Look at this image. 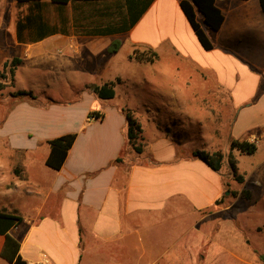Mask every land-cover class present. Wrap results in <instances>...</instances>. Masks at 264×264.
Masks as SVG:
<instances>
[{"label": "crops", "instance_id": "1", "mask_svg": "<svg viewBox=\"0 0 264 264\" xmlns=\"http://www.w3.org/2000/svg\"><path fill=\"white\" fill-rule=\"evenodd\" d=\"M40 1L46 35L35 39V34L24 32L20 40L16 22L28 4L0 0V70L6 60L19 58L14 88L27 90L17 87L21 71L36 82L29 90L37 97L49 96V101L33 105L16 99L1 120L14 116L27 140L0 136L8 151V164L0 166V200H10L9 209L1 211L22 217L9 232L19 240L20 256L29 264H43L42 254L47 264H185L191 234L208 238L199 224L214 213L224 193V177L191 154L178 155L167 131L153 135L141 122V151L135 152L127 144L124 107L95 97L87 88L95 82L85 76L93 74L96 84L118 82L119 76L108 73L112 53L107 48L114 40L119 41L116 52L128 45L129 59L133 48H151L158 54L154 62L136 61L155 67L158 80L151 82H158L165 93L178 94L180 108L189 113L199 108V95L220 88L229 96L228 107L238 110L229 136L245 138L251 133L239 138L231 129L264 95V15L259 0H215L224 20L218 30L206 29L209 38L214 35L209 50L200 45L179 0H153L132 27L112 33L99 32L107 23L102 17L110 2ZM52 80L65 82L60 99L50 96ZM86 100L89 107L77 116ZM90 110L102 112L103 118H88ZM263 121L260 114L250 131L263 130ZM212 129L206 134L214 135ZM71 132L76 137L62 166L48 167L46 141ZM256 146V151L264 149L263 144ZM3 241L0 235V249ZM0 264L9 263L0 256Z\"/></svg>", "mask_w": 264, "mask_h": 264}, {"label": "rangeland", "instance_id": "2", "mask_svg": "<svg viewBox=\"0 0 264 264\" xmlns=\"http://www.w3.org/2000/svg\"><path fill=\"white\" fill-rule=\"evenodd\" d=\"M102 20L107 21L108 17L103 15ZM208 34L210 35L209 32ZM210 38H214V35H210ZM127 48V44L122 45L119 51L112 53L110 57L112 65L108 73L120 78H117L118 82L115 83V97L103 102L134 110L135 115L132 114L139 118L136 120H140L138 122L144 124L145 129L150 130L153 135L167 131L175 139L178 155L186 156L194 150H220L225 155L220 168L225 183L224 193L213 208L214 213L205 220L207 223L199 224L200 231H205L208 238H202L197 233L191 234L192 243L183 255L185 264H261L258 255L264 254V149H258L253 154L231 150L236 168L232 171L227 158L229 137H232L229 136V125L238 110L228 107V94L214 86L212 92L199 95L197 110L184 112L175 98L178 94L165 93L162 89L164 87L158 82L155 84L150 81L158 80L154 72L155 67L129 59ZM230 73H233L232 70ZM3 74L6 77H0V122L18 99L12 95L16 91L14 79L12 81L8 74ZM85 77L88 81L98 83L93 74H87ZM34 83L36 82L23 76L21 71L18 72L17 87L29 90ZM64 84L65 82L53 84L52 80L49 87L50 96L60 99ZM262 85L264 86V83ZM185 95L186 101L192 102L190 94ZM38 96L36 100L26 98L30 103L27 102L33 105L32 101H49V96ZM193 100L196 101L197 98ZM90 103L89 100L83 101L77 116H81L83 109L89 107ZM254 103L253 108L241 113L235 129H231V135L240 138L243 137L242 133H251L242 138L248 140L257 137L254 135H260L256 144L262 146L264 129L255 134L250 128L258 122L260 114L264 116V95ZM260 125L264 126V121ZM210 128L215 129L214 135L206 134ZM23 130V124L14 116L0 124V136L15 135L19 142L24 143L27 140ZM141 138L137 140L139 146L142 144ZM6 148L5 142L0 139V166L8 164ZM9 201L0 200V211L9 209ZM202 224H205L204 227Z\"/></svg>", "mask_w": 264, "mask_h": 264}, {"label": "trees", "instance_id": "3", "mask_svg": "<svg viewBox=\"0 0 264 264\" xmlns=\"http://www.w3.org/2000/svg\"><path fill=\"white\" fill-rule=\"evenodd\" d=\"M17 3H27L26 13L18 18L16 22V31L18 39H22V34L27 32L29 36L35 34V39H40L46 35V20L42 14L44 4L40 0H16ZM53 2L64 4L68 1L77 0H52ZM89 1V0H83ZM96 1V0H95ZM102 2H110L105 6L104 14L108 17L107 23L99 30L100 33H112L126 31L132 27L142 13L147 9L153 0H100ZM262 13L264 15V0H259ZM180 8L192 27L196 38L200 45L206 49L213 48V42L206 33V29L218 30L224 20V16L220 8L216 5L215 0H179ZM112 9L113 11L107 12ZM107 10V11H106ZM198 14L201 15V21L198 20ZM119 47V41L114 40L107 48V53H115ZM158 54L155 50L148 47H135L132 49L130 58L142 63H152L157 59ZM20 62L19 58H11L2 64L0 77H6L8 74L13 81L15 66ZM114 81H107L101 84H88V90L99 99H111L115 95ZM1 87V84H0ZM19 100L30 99L36 100L37 96L31 90H16L12 93ZM26 99V100H27ZM125 114L127 129V144L135 152L141 151V146L137 144V140L141 138V126L129 109L122 108ZM88 118L101 119L103 113L98 110H90L87 114ZM76 137L75 132L66 133L51 139L46 143L50 150L45 160V164L53 169H59L66 157L69 148L72 146ZM236 149L246 154H253L257 146L254 142L247 139H238L229 137V152L227 153L228 162L232 171H235V160L231 150ZM124 152H122L123 155ZM192 156L202 160L208 167L214 171H219L224 160V153L220 150L206 151L194 150ZM121 155L115 159V162L121 160ZM217 203V201H216ZM22 217L14 212L0 211V235L4 237L0 256L9 264H29L19 254V240L12 236L10 229L19 225ZM258 259L264 264V254H259Z\"/></svg>", "mask_w": 264, "mask_h": 264}, {"label": "built area", "instance_id": "4", "mask_svg": "<svg viewBox=\"0 0 264 264\" xmlns=\"http://www.w3.org/2000/svg\"><path fill=\"white\" fill-rule=\"evenodd\" d=\"M257 139H258V137H255V138L249 139V141H250V142H254V143L256 144ZM247 140H248V139H247ZM42 263H43V264H47V263H48L45 254H42Z\"/></svg>", "mask_w": 264, "mask_h": 264}]
</instances>
